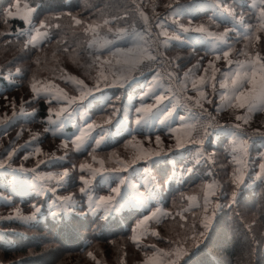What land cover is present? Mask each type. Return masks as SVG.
I'll return each instance as SVG.
<instances>
[{
  "label": "trees",
  "instance_id": "trees-1",
  "mask_svg": "<svg viewBox=\"0 0 264 264\" xmlns=\"http://www.w3.org/2000/svg\"><path fill=\"white\" fill-rule=\"evenodd\" d=\"M139 1L140 3L138 0H18L19 3H26L34 8L35 11L31 15L32 23L40 26L41 21H44L47 32L44 41L35 45L29 44L25 48L29 39L28 34L24 32L21 36L20 30H25L26 22L18 17L4 15L5 10L17 0H0V107L2 104H8L4 111H9L13 116V103L17 113L21 112L23 105L25 113L12 119L10 125L0 127V138L5 141L0 148V156H4V150L11 149L16 140L14 136L5 135L8 131L20 123L42 129L49 115V107L58 106L54 99L49 103L50 99L47 97L34 98L30 87L33 82L53 79L67 88L69 86L67 81L60 78L67 73L84 80L89 87L93 86L92 77L96 75V70L87 69L86 64L90 61L84 51L92 35L90 32H84L85 27L89 24L103 26L105 20L122 18L101 27L102 32H107V27L113 30L129 28L139 31L143 23H139L141 19L139 6L150 10L158 8V11L162 12L165 4L171 0H157L154 7H151L154 0ZM178 1L189 3L191 0ZM242 6L249 21L258 26L260 7L264 6V0L256 8L245 2ZM208 11H196L192 17L198 19ZM73 17L82 23L77 25ZM139 25L140 27H137ZM259 35L261 39L252 49L264 55V32ZM247 43H243L244 47ZM64 47H68L69 52L65 53ZM202 50L208 51L202 45L181 46L172 43L166 47L167 54L174 58L178 70L192 62L195 55ZM96 55L104 58L109 55L108 49L100 50ZM17 69L20 70L19 74L16 72ZM152 74L153 72L146 73L136 80L138 82H130L124 88L109 87L96 93L95 100L87 109V115L90 122L94 121L104 126L107 132L105 142L94 153L93 141L79 152L69 144L64 159H53L40 165L39 170H51L55 173H60L64 169L69 170V178L55 192H46L42 195L33 188H20V184L19 188L12 191L8 182L4 184L3 189L10 196V201H1V207L18 206L24 211L32 212L40 206L41 213L39 218L31 222L0 219V231L2 230L0 264H121L122 260L123 264H129L145 258L146 248L141 244L138 247L132 240L133 229L143 216L155 209L156 203L150 202L145 208L122 209L110 213L107 218L100 214H90L86 211V195L79 191L83 187L79 177L81 174L84 175L79 165L90 161L92 155L104 158L103 153H109L119 146L128 147L122 151L127 154L132 148L128 145L131 137L134 134L146 135L145 129L130 132L125 126L130 127L133 123L132 119L136 115L134 110L139 106V102L148 100L144 98L142 101L137 93L141 87L140 82H147ZM102 94L105 95L100 97ZM177 106L175 112L179 115L184 108L178 104ZM114 109L120 110L115 116ZM109 117L112 118V123L105 124L104 121ZM117 120L121 123L118 124ZM157 132L165 131L163 128H157L149 135ZM42 135L45 143L51 138L48 132ZM258 148L251 153L256 152ZM206 149L210 152V161H202L180 184L169 179L171 175V164L167 160L169 156L152 164L155 182L161 187L159 203L165 212L171 215L162 216L159 223L149 222L148 226L158 232L159 236L148 233L147 243H154L167 251L181 243L190 246L193 243L192 236L204 231L201 220L205 213L201 214L199 206L186 211L189 204L186 198L190 195H201L205 182L214 178L218 188L213 199L220 207L215 210V217L206 236L200 237L199 247L193 248L188 256L180 259L179 264H264V181L248 176L245 180L247 187L242 186L237 202L229 207L231 193L235 188L232 183L235 163L230 140L225 133H220L213 142L207 144ZM23 152L18 151L10 163L19 162ZM110 156L114 158L116 155ZM105 161L106 164L109 163L107 159ZM177 162L178 165L180 161ZM258 162L259 159H256L254 165ZM28 176L32 177V174ZM1 181L3 178H0V184ZM101 182L100 177L96 178L93 189L96 192L109 193L110 188L100 184ZM51 187H54V184ZM60 195L71 196L76 204L73 205L71 212L53 216L51 213L57 211H50L49 205L50 202L58 205ZM52 207L55 209L57 206ZM181 212L184 220L177 215ZM89 252L93 254L91 257L88 255Z\"/></svg>",
  "mask_w": 264,
  "mask_h": 264
},
{
  "label": "snow or ice",
  "instance_id": "snow-or-ice-1",
  "mask_svg": "<svg viewBox=\"0 0 264 264\" xmlns=\"http://www.w3.org/2000/svg\"><path fill=\"white\" fill-rule=\"evenodd\" d=\"M222 4V0H215V5L219 9ZM169 9H172V14L174 16H179L183 9L180 6H177L173 9L172 3L167 5ZM16 11L13 12L11 9L5 10L4 15L6 17H18L23 19L26 23L30 25L28 32L30 35V39L26 42L25 48L28 47L29 44L35 45L37 39H44L47 37V32H41L40 28L45 27V22L41 21L39 27H32L31 14L34 12V9H29L25 6V11L22 13L19 2L17 0V4L15 5ZM141 19L145 23V29L142 31H136L135 29L129 30V28H116L113 30L111 27H107V33L113 34V39H109L107 35L100 36L98 29L101 27H106L107 25L113 23L116 19L122 18H113V20H105L104 25H93L89 24L84 28V32L92 33L91 39L88 41L87 48L84 50L87 53L89 63L86 64L87 69L96 70V75L92 77L94 80V84L92 87H89L84 80L79 79L76 76H72L70 74L64 73L60 78L64 79L68 82H71L79 95H69L65 92L64 89L60 88L59 85L52 83L49 81L48 83H41L40 86H37L36 82H33L30 87L32 92L35 94L34 98H42V97H50L51 99L48 101L51 103V100L54 99L61 106L58 109H53L49 107L48 112L49 115L47 117V123L54 127L55 129L62 130L64 127V123L66 120L70 119L74 114H79L82 109L86 107L87 104L92 103L96 98V93L102 92L103 89L109 87H118L124 88L128 83L134 80L136 77L133 73L139 71L142 67L150 68L151 65L159 63L163 60V53L160 52L157 46L167 47L171 41H177L181 44L185 43L187 40H191V36H185L188 33H197L200 34V38L209 39L210 43L214 45L213 51L215 52V60L223 59L226 61L227 66H229L228 70L222 71L220 73V78L217 79V72L220 71L214 67L213 61H209L208 66L204 68V73L207 74L209 69H211L210 75H200L199 77H192L191 74L193 69L200 68V62L198 61L196 65L193 66V69H189L188 72L184 73V81L181 82V88L186 87V81L191 78V87L196 90L199 98L194 97H186L189 102L194 101L193 107L199 108L200 112L193 111V107L189 108L190 115L188 117H180L181 125L179 128L173 127L169 129V132L172 134L179 133L183 131L185 137H187V143L192 145L203 146L205 141L212 135V132L216 129H230V130H238L241 129L242 125L240 123H235L232 125H218L215 123V118L210 114L204 115L207 110L204 109L203 103H201V99H206L208 103H213L211 99H208V94L205 93L202 89L205 86H210L212 89V94L217 95L219 98V103L216 104V110L220 111L222 108L227 107L231 109H245V115H236V121H243V123L247 124L248 120L254 112L261 111L264 112V55L261 54L260 51L253 52L251 49L254 47L255 43L259 42L261 37L258 33L264 32V6L260 7V23L259 25L253 29L252 27H248L245 32V39L248 41L246 44V48L249 51L243 53L246 57L245 61L233 60L230 59V54L233 52V47L228 43V33L229 31H235V29H226L224 33H213L209 31L204 25L197 26L195 28L185 27L182 24H178L177 21H173V25L177 28V31L172 35H169L167 28L160 22L156 24V27L160 29L158 33L159 37H164L161 41L151 32V27L148 25V17L142 12H139ZM219 19V17H217ZM73 20L77 25L81 24L82 21L73 17ZM6 22V21H5ZM58 27V26H57ZM35 31L36 35H31V33ZM20 35H24V30H20ZM182 37H184L182 39ZM129 41L128 47H115L117 41ZM226 48L227 50H224ZM94 49V51H93ZM101 49H108L109 56L101 58L100 55H96V52H99ZM63 51L65 53L69 52L68 47H64ZM39 63V61H37ZM162 66V65H161ZM17 74H19L20 70H16ZM159 75V72H157ZM169 77L173 76V73H168ZM35 79V78H34ZM155 79V77H154ZM218 83V88H217ZM153 96L154 102L151 104L141 103L139 107L135 108V124L136 128L133 131H143L146 128L151 126L152 121L158 120L160 124H164L169 117L172 116L175 111V105L172 106L171 109H161V103L168 99L167 96L161 92L160 95H155L154 91L150 88L148 91L144 93V95L140 98L142 101L144 97L149 95ZM13 116L11 118L5 116V118L0 119V126L10 125L12 119L16 116H23L25 113L23 112V105H21V112L17 113L15 111V104L13 103ZM120 110L114 109L113 115H117ZM31 115V114H29ZM55 117V119L53 118ZM192 121L190 123H185V121ZM118 124L121 123L120 120L116 121ZM105 124H111L112 118L109 117L104 121ZM101 129L100 133L97 136H93V132L97 129ZM50 129L45 128L44 131L48 132ZM78 135H75L73 139H71V144L74 146V150L79 152L83 148H85L90 141L94 142L93 153L100 148V146L105 142L107 132L104 130V126L101 124H97L96 122H85L84 126L78 128ZM195 133V136H193ZM230 135L236 137L239 135L236 131H230ZM18 136L20 133L17 134ZM254 135H259L261 138H264V132H260L256 130ZM38 139V134H34L32 136L31 141L28 143H33ZM146 139L151 144L150 136H147ZM176 144L175 147L177 149L184 148L185 142L181 139L179 135L175 137ZM160 136H156L157 145L160 143ZM135 136H133L132 140L128 141V145H132L135 149L129 159L124 160L123 158H119L118 154L115 163L120 166L116 167H105V159L98 158L95 155H92L93 163H98L99 167H93V164L89 163H81L79 165V169L81 173L87 171L89 175L81 174L79 180L83 183V187L79 189L82 194L87 195L88 198V206L90 211L95 214L98 210L104 211V217L107 216L121 207L122 202L126 199V197L122 194V190L120 185H124L126 183V178L119 175L120 173L127 172L129 168L136 165L140 161H144L149 164L156 163L161 156H166L168 153L164 152L162 149L157 151L151 147L144 148L143 142H135ZM137 143L140 144V147L137 148ZM233 160L237 167L233 171V179L232 183L235 185L234 190L231 193V201L229 207L232 204L237 202V197L241 191L242 186L247 187L245 184V175L247 168V139H240L237 141L233 139ZM69 146V140L65 139L62 141L60 147L67 149ZM25 147V146H19ZM172 149L169 148L168 151ZM19 151L18 147H12L10 150H7L5 153L6 159L4 156H0V169L10 168L11 167V159L15 155V153ZM42 152V149L39 147H35L32 152H29L24 158L28 159L29 156L39 155ZM91 155V154H90ZM196 159L195 163L199 164L202 158L204 157V153L200 151L198 147L195 153ZM261 163L259 164V171L255 174V180L264 181V152L260 153ZM53 159H64V157H55L54 155L46 160H39L36 168L40 165L50 162ZM108 162H111V156L108 158ZM75 167V166H74ZM36 168L33 169H24L21 165V171H32L36 172ZM193 168H187V172L191 173ZM144 172H149L148 168L144 169ZM116 174L119 179V185L117 187L110 188V192L107 195L95 196L92 194V181L96 179L97 176L101 178L105 176H111ZM69 178V170L64 169V171L56 174H37L34 177V183L36 180L42 182V185H37V187L41 190V193L44 190L55 192L57 190L56 187L47 188V185L50 181H54L57 187L63 186L66 180ZM172 179L171 177L169 178ZM138 187V186H137ZM146 191L141 193L138 192V196L141 201H147L153 197V190L148 189L147 186ZM157 187L153 181V189ZM218 184L216 181H212L203 185V207L205 216L203 220H201V224L204 227V231H201L192 236L193 243L190 246H186L185 244H179L172 251H165L164 249H158L155 245H150L146 247H150L153 249L151 255L147 252L145 253L146 259L143 264H179V260L185 256H188L193 248L199 247L201 243L200 237H205L208 230L211 227L212 218L215 217V210H213L211 216L207 215L208 206L211 202V198L217 195ZM189 201V209L190 210L192 202H196L198 205V200L195 195L188 196L186 198ZM60 204L58 205V212L51 213L53 216L62 215L64 212H71L75 201L71 196L68 197H58ZM215 207L218 209L220 207L219 203H216ZM40 212V208H35L30 215L21 214L19 209L15 210L14 215H9L7 217H0V219H17L26 222L35 221L37 219V214ZM171 215L170 213L163 212L160 208H157L156 211L151 212L149 215L143 217L142 220L138 221L137 228H142L143 233L147 234L149 229L146 227L148 222L155 221L159 223L161 216ZM182 220L185 219L183 213H177ZM194 227V226H193ZM136 229H133L135 233ZM151 235L159 236V233L152 230ZM133 242L137 243V246H140V237L137 235L132 236ZM175 243V242H173ZM91 257L93 254L91 252L88 253ZM94 258V257H93ZM123 264V260L121 262Z\"/></svg>",
  "mask_w": 264,
  "mask_h": 264
},
{
  "label": "rangeland",
  "instance_id": "rangeland-1",
  "mask_svg": "<svg viewBox=\"0 0 264 264\" xmlns=\"http://www.w3.org/2000/svg\"><path fill=\"white\" fill-rule=\"evenodd\" d=\"M138 2L140 3L139 0H138ZM244 2L247 5L256 8L262 2V0H239V3L234 1V0H228L227 5L229 6V8H231V10L233 12V14L231 15V19H232V21H233V23L235 24L236 27H240L242 24H244V26L246 28L252 27L253 29H255L257 27V25L255 23H252V21H249L248 17L245 15V13L242 10L243 9L242 4ZM16 4H17V2H15L12 6H10L9 9H11L13 12H15L16 11V9H15V5ZM19 6H20V9H21L22 13L26 10L25 6H27V8H29V9H34L33 7L29 6L26 3H22V4L19 3ZM141 7L146 12H148V10L146 8H144L142 5H141ZM145 15L148 17L147 14H145ZM139 23H142V29L139 30V31H142L143 27H145V23H144V21L142 19H139ZM236 23L240 24V26H237ZM26 24H27V27L25 28L24 32H26L28 34V38L30 39V35H29V32H28V29H29L30 25L28 23H26ZM93 25H99V24H93ZM222 26H224V24H222ZM226 26L227 25H225V27ZM32 27L35 28V27H39V26H36V25H34L32 23ZM137 27H140V25L137 26ZM40 31L41 32H46L45 28H40ZM98 31L100 33V36L107 35L108 38L110 36L112 37V35L110 33L102 32L101 28L98 29ZM237 31H239V30H237ZM31 35H36L35 31H33L31 33ZM91 35H92V33H91ZM244 37H245V34L244 35L243 34L239 35L238 32H237V34H235L234 37H232L233 40H231V41L233 43H235L236 46H238V44L241 41H242V44L244 42H248ZM44 40H45V38L44 39H39L38 38L35 44H39L40 42H42ZM255 45H256V43H255ZM251 50L253 52H255V49H251ZM239 51H240V49L237 48L236 49V54H235V60L246 59V57L243 54H239ZM176 54H178V52H176ZM208 56H209V52H206V50H202L197 55H195V59L192 62H190L187 66H185L181 70H178L176 68V64H175L174 58H172L170 56L171 59L174 62L175 68H176V70L178 72V76H179L178 84H179L180 88H181V82H182L181 81L180 72L182 70H185L187 67L191 66L192 64H194L198 60L199 57H200L199 60H205V59H207ZM133 75H135V73H133ZM49 81H51L54 84L59 85V87L64 89L65 92H67L69 95H79V92L77 91L75 86L71 82H68V81H67V83L69 84V86L67 88L61 86L59 83H57L53 79L47 80L45 82H36V83H37V86L39 87L41 83H48ZM150 85L153 88H155V83L152 80L149 81V82L147 81L145 83H142V85L140 87V90L138 91L137 94H139L140 97H142L144 95V93L150 89ZM134 89H136V86H135ZM181 90L184 92L186 97H194L193 95L189 94L185 90V88H181ZM169 93H170V95H172L171 91H169ZM47 98L51 99L50 97H47ZM144 98H148V100L147 101H143V102H139V106H140L141 103L151 104V103L154 102L153 96L151 94L149 96H147V97H144ZM201 103H203L204 109L207 110L203 114L204 115L210 114L212 117L215 118V123L218 124V125H232L233 122L226 121V120H229L227 118H231V119L235 120V116L236 115H242V116L245 115V109H232L230 114H229L230 116H228V117H220L219 115L216 114V112L214 110V107L211 106L208 102L201 101ZM7 105L8 104H2L1 105V107H0V119L5 118V116H7L9 118L12 117V114H9V111L8 112L4 111V110H6ZM89 105H90V103L87 104L86 107L84 109H82L79 114H74L70 119L66 120L62 130L58 131L57 129H55L54 127L49 125L47 123V121H46V124H45V126L42 129L41 128H36L34 126L28 127V126H25L24 124L20 123L19 125L14 127L13 130L8 131L7 134H5L7 137H10V136L16 137V140L13 142V147H18L19 151H24V152H23V155L21 156V158L19 159L20 160L19 162L15 163V164L11 163V167L10 168L0 169V178H3V181H1V184H0V202L1 201H5V202L10 201V196H8L6 190L3 189L4 184L6 182L9 183L10 189L12 191H14L15 189L19 188V184H21V182L23 183V181H26L27 185L24 186V187L33 188L38 194H42L43 195L46 192H51V191H48V190H44L41 193V190L37 187V185H42V182L39 181V180H36L35 183H34V177H36L37 174H56V173L54 171H51V170H48V171L39 170L38 168H36V165H37L39 160L43 159V160L48 161L49 158L51 156H53V155L55 157H64L65 158L67 149L61 148L60 145H61L62 141H64L65 139H68L69 140V144H71V139H73L75 137V135L79 134L78 133V128L84 126L85 122L91 123L88 120V115H87L88 114L87 113V109H88ZM173 105H175V104L174 103L171 104V108H172ZM60 106L61 105L58 104V106L54 107L53 109H58ZM160 108L162 109V105H160ZM183 111H185V112H183ZM189 115H190L189 110H186V108H184L182 110L181 116L188 117ZM258 116L259 115H257L255 117V118H257V120L256 121H251L250 124H245V123H243V121H235V122L240 123L242 125L241 129H238V130H230V129H227V128L214 130L212 132V135L205 141V143L201 147L199 145L188 144L187 143V137L184 136L183 131H181L179 133H176V134H172V133L169 132L170 128H173V127L179 128L180 125H181L180 118H179L178 115H176V112L174 111L172 116L169 117L164 124H160L158 120L152 121L151 126L149 128L145 129L146 135L134 134L133 135V136H135L134 143L135 142H143V147L144 148L151 147V148H153V149H155L157 151L162 149L164 152H167L168 154L166 156H169V158L167 160L171 164V169H170L171 175H170V177L173 179V181L176 182V184H180L186 178V176H189V174H190V173L187 172V168L191 167L194 170L202 161H210V155H209L210 152L206 149V146H207L208 143L213 142L215 137L218 134L225 133L228 136V138L230 140V143H231V154H232V157H233V144H232L233 139H236L237 141H239L240 139H247L248 140V144H247L248 152H247V157H246L247 168L245 170L246 171V175L244 177V179L246 180L248 178V176H253L255 178V174L259 171V164L262 162L261 161V157H260V153L264 152V138H261L259 135H254L256 130H259L260 132H264V112H262V118L258 117ZM53 118L55 119V117H53ZM135 118H136V115L132 119L133 123L130 124V127L129 126H125L127 131L131 132V131H133V129L136 128ZM260 119H262L261 121H263V122H260ZM190 122H192V121H187V120L185 121V123H190ZM122 124L124 125L125 123L123 122ZM3 126H6V125H3ZM0 127H2V126H0ZM45 128H49L50 129L48 131V133L50 134V137H51L48 140H46V143H45V138L42 137L43 136L42 134L45 132L44 131ZM157 128H163L165 132L164 133L157 132V133H154L152 135H149L151 132H153V129H157ZM100 131L101 130L99 128H97L93 132V136H97L100 133ZM230 131H236V132L239 133V135L236 136V137H233L232 135L229 134ZM18 133H20L19 136L17 135ZM34 134H38V139L35 142L29 144L28 142L31 141L32 136ZM157 135L160 136V138H161L159 145H157V142H156V136ZM177 135H179L181 137V139L185 142L186 146L184 148L177 149L175 147V144H176L175 137ZM133 136L131 137V140H132ZM147 136H150L151 144H149V141L146 139ZM193 136H195V133H193ZM4 142L5 141L0 138V148L4 145ZM10 144H11V142H10ZM22 145L25 146V147H19V146H22ZM35 147H39L40 149H42V152L39 155H32V156H29L28 159H25L24 157L29 152H32ZM72 147L74 148L73 145H72ZM139 147H140V144L137 143V148H139ZM198 147L200 148V151H202L204 153V157L205 158H202L201 162L199 164H196L195 163V159H196L195 153H196V150H197ZM256 147H259L256 150V152H254V153L252 152L251 153V151H253ZM127 148L128 147L125 148L123 146H119V147L115 148L114 150H112L109 153H103L102 156L105 159H107V162H108V158L112 154H118L119 158H123L124 160H127V159H129V157L131 156V154L135 150L132 147V148H130L131 150L129 151V153H127V154L123 153L122 151L123 150H127ZM169 148H171L172 150L168 151ZM7 150H10V149H5L4 150V154L3 155H4L5 159H6L5 153H6ZM163 157H165V156H161L159 159H161ZM116 159H117V155L114 158H111V162H109L107 164L105 163V167L120 166V165H117L115 163ZM256 159H259V162L254 165ZM177 161H180V163L178 165H177V163H178ZM86 163L93 164V167H99V164L98 163H93L92 159L90 161L86 162ZM21 165L23 166L24 169L36 168V172L21 171L20 170ZM236 167H237V165L235 164V168ZM145 168H148L149 172L145 173L144 172ZM62 171H64V170H62ZM62 171H60V172H62ZM7 174L9 176H6ZM28 174H32V177L28 176ZM84 175L87 176V175H89V173H87V171H85ZM119 175H121V176L126 178V183L124 185H120L121 190H122V194L126 197V199L122 202L121 207L118 210L114 211V212H119L122 209H127L129 207L145 208V207L149 206L150 202H155L156 203L155 209H153L151 212L156 211L157 208H160L163 212H165V209L159 203L161 187L159 186L158 182H155V176L152 173V164L146 163L144 161H140L136 165H134L131 168H129L127 172L120 173ZM99 177L100 176H97L96 178H99ZM94 181L95 180L92 181V185H91L92 186V190H93V192H92L93 195L100 196V195L109 194V193L104 194V193L96 192L93 189ZM101 181L102 182L100 184H102V185H104V186H106L108 188L117 187L119 185V179L117 178L116 174H113L111 176H105V177L101 178ZM153 181H154L155 185H157V187H155L154 189H153ZM212 181H216V179L212 178L210 180H207L205 182V184L209 183V182H212ZM52 184H54V187L58 188L54 181H50L48 183V185H47V188H52L51 187ZM145 186H147L148 189H152L153 190V197L151 199L147 200V201H141L139 196H138V192H141V193L145 192L146 191V187ZM24 192H26V190H24ZM190 196H193V195H190ZM195 196L197 197L198 205H197L196 202H192L190 210L194 209V208H197L199 206L200 208H198V209L201 210V214L205 213L204 212V207H203V204H204L203 191H202L201 195H199V196L195 195ZM58 197H65V196H61L60 195ZM86 203H87L86 211L91 214L92 212L90 211L89 206H88L87 195H86ZM75 204H76V202H75ZM58 205H55L54 202H50V205H49V206H51L50 207V211L53 210V211H57L58 212V210H59L58 209ZM215 205H216V202H215V200L212 197L211 198V202H210V204L208 206L207 215L211 216L213 210H217ZM52 206H57V207H55V209H52V208H54ZM38 208H40V206H38ZM16 209H19L21 214H23L25 216L30 215L33 212V211L32 212L24 211L21 207H18V206H10L8 208L0 206V217H7L9 215H14ZM186 209H189V204L186 207ZM186 211H188V210H186ZM40 213H41V209H40V212L37 214V218H39V214ZM111 213H113V212H111ZM95 214H100L101 216L105 215L104 211L102 209L98 210ZM149 214H147V215H149ZM147 215H145V216H147ZM145 216H143V217H145ZM204 216H203V218H204ZM143 217L140 220H142ZM161 218H162V216L160 217V219ZM203 218H202V220H203ZM15 220H17V219H15ZM19 221H22V220H19ZM22 222H26V221H22ZM153 222H155V221H153ZM148 224H149V222H148ZM148 224L146 225V227L149 229L148 233H151L152 230H151L150 226H148ZM135 229H136V231H135L134 234L137 235L138 237H140V241L139 242H140L141 246H144L146 248V251H147V253L149 255H151V252L153 251V249H151L150 247H146V246L155 245L156 248L163 249V248L157 246L154 243H151V242L147 243L146 236H147L148 233L144 234L142 228H137V224L135 226ZM198 233H195V234L198 235ZM177 246L178 245H175L173 247V249H175ZM165 251H167V250H165ZM145 259H146V257L143 260H140L138 262L129 263V264H143Z\"/></svg>",
  "mask_w": 264,
  "mask_h": 264
},
{
  "label": "crops",
  "instance_id": "crops-1",
  "mask_svg": "<svg viewBox=\"0 0 264 264\" xmlns=\"http://www.w3.org/2000/svg\"><path fill=\"white\" fill-rule=\"evenodd\" d=\"M234 1L239 3V0H234ZM188 2L189 3H183V2H179L178 0L169 1V3H172L173 9L176 8L177 6H180L183 9L182 13L179 16H174L172 14V9H169L167 7V5L169 3L165 4V8L163 10H161L162 12H159L158 8H152L151 10H150V8H147L148 12H146L140 6L138 8H139V12L142 11L143 13L147 14L148 17H153L158 22L162 23L167 28L169 35H172L174 32L177 31V28L175 26H172L174 20L177 21L178 24H182L185 27L195 28L197 26L204 25L209 31H211L213 33H224L226 29H229V30L235 29V31H229V33H228V43L231 44L233 47V52L230 54V59L235 60V54H236L237 48L240 49L239 54H243L244 51L245 52L249 51L244 47V44H242V41L238 44V46H236V44L231 41V40H233L232 37H234V35L237 34V32L239 35H241V34L244 35L247 28L244 26V24H242L240 26V24L236 23V25L240 26V27L235 26V24L233 23V21L231 19V15L233 14V12H232L231 8H229V6L227 5L228 0H222V4H221L219 9L215 5V0H191ZM151 7H153V5H151ZM203 10H209V11L207 14L203 15L202 17H200L198 19H195L192 17V15L196 11H203ZM217 17H219V19H217ZM222 24H224V26H222ZM225 25H227V26L225 27ZM237 30H239V31H237ZM185 36H191L192 39L187 40L183 44H181L177 41H171L168 46H170L172 43H178L181 46L188 45V44H191L193 46L202 45L208 50L206 52H209V56L205 60H199L200 59V57H199L198 60L194 64L187 67L185 70H182L180 72L181 81H184V73L188 72L189 69H193V66L196 65L198 61L200 62L201 66L198 69H193V72L191 74L192 77H199L200 75H210L212 70L209 69V72L207 74H205L204 68L208 66L209 61H213L214 67L216 69L220 70L216 74L217 79H219L220 73L222 71L228 70L229 66H227L226 61H224L223 59H220L218 61L215 60V52L213 51L214 45L212 43H210L209 39L200 38V34H197V33H188V34H185ZM113 38H114L113 36L109 37V39H113ZM183 38L184 37H182V39ZM161 39L163 40L164 37H161ZM128 46H129L128 40L117 41L116 45H115V47H128ZM101 50H106V49H101ZM224 50H227V49L224 48ZM240 61H245V59H241ZM135 77L136 78L134 80H132L131 82H138L136 80L139 79L140 76L135 74ZM154 77H155V79H154ZM148 79H150V80H148V82L152 80L155 83V88H153L150 85V88L154 91L155 95H160L161 92H163V94L168 97V99L164 100L161 103L162 109H170L171 104L174 103L175 104V110H176V108L178 107L176 105L177 104L176 100H175V98L172 97V95H170L166 83L159 76H156L155 73H153L152 76L150 75ZM142 83L143 82H140V86L142 85ZM186 85L187 86L184 87L185 90L189 94L193 95L195 98H199L197 91L192 89V87H191V78L188 81H186ZM217 88H218V83H217ZM202 90L208 94V99H211L213 101V103H209V104L214 107V110H215L217 115H219L220 117L230 116L229 114L232 110L231 108L224 107L220 111L216 110V104L219 103V98L217 95L212 94V89L210 86H205ZM104 95L105 94H102L99 96L103 97ZM200 99H201V101L207 102L206 99H203V98H200ZM183 112H185V111H183ZM245 113H246V110H245ZM181 114L182 113H180L178 115L179 118L181 117ZM257 115H259L258 117L262 118V112L261 111L254 112L253 114H251L247 124H250L251 121H256L257 118H255V117ZM227 119H229V120H226V121L233 122V124L237 123V122H235L236 120H233L231 118H227ZM261 120L262 119H260V122H263ZM4 127H6V126H4ZM26 185H23V183L21 182L20 187L22 188Z\"/></svg>",
  "mask_w": 264,
  "mask_h": 264
},
{
  "label": "built area",
  "instance_id": "built-area-1",
  "mask_svg": "<svg viewBox=\"0 0 264 264\" xmlns=\"http://www.w3.org/2000/svg\"><path fill=\"white\" fill-rule=\"evenodd\" d=\"M157 0H154L153 7L155 6V3ZM145 14V13H144ZM158 21L153 17H148V25L151 27V32L154 36H156L159 40L162 41L161 37L158 36V33L160 32V29L156 27V24ZM146 27V26H145ZM158 50L163 53V60L159 63L151 65L150 68H144L142 67L139 71L135 72L136 75L142 76L146 73H155L157 75V72H159V76L167 85L168 90L172 92L173 98H175L176 103L184 108L186 110H189L190 107H193L194 102H189L186 99V95L181 90L178 84V72L175 68L174 62L171 59V57L166 52V47L163 46H157ZM162 65V66H161ZM173 73V76L170 78L168 73ZM193 111L200 112L199 108L193 107Z\"/></svg>",
  "mask_w": 264,
  "mask_h": 264
},
{
  "label": "bare ground",
  "instance_id": "bare-ground-1",
  "mask_svg": "<svg viewBox=\"0 0 264 264\" xmlns=\"http://www.w3.org/2000/svg\"><path fill=\"white\" fill-rule=\"evenodd\" d=\"M27 184V182L26 181H23V185H26Z\"/></svg>",
  "mask_w": 264,
  "mask_h": 264
}]
</instances>
